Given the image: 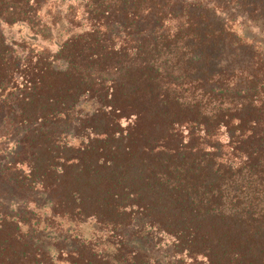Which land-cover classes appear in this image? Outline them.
<instances>
[{
	"label": "trees",
	"instance_id": "16d2710c",
	"mask_svg": "<svg viewBox=\"0 0 264 264\" xmlns=\"http://www.w3.org/2000/svg\"><path fill=\"white\" fill-rule=\"evenodd\" d=\"M0 264H264V0H0Z\"/></svg>",
	"mask_w": 264,
	"mask_h": 264
},
{
	"label": "rangeland",
	"instance_id": "374dc122",
	"mask_svg": "<svg viewBox=\"0 0 264 264\" xmlns=\"http://www.w3.org/2000/svg\"><path fill=\"white\" fill-rule=\"evenodd\" d=\"M38 26H45V25L39 24ZM22 30H24V29H22ZM26 32H27V31H24V34H25ZM28 32H29V30H28Z\"/></svg>",
	"mask_w": 264,
	"mask_h": 264
}]
</instances>
